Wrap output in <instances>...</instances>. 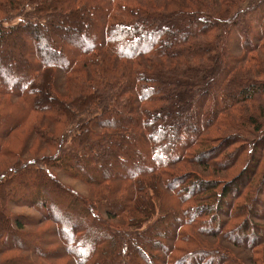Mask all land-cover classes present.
I'll return each mask as SVG.
<instances>
[{"label":"trees","instance_id":"1","mask_svg":"<svg viewBox=\"0 0 264 264\" xmlns=\"http://www.w3.org/2000/svg\"><path fill=\"white\" fill-rule=\"evenodd\" d=\"M1 157L0 264H264V0H0Z\"/></svg>","mask_w":264,"mask_h":264},{"label":"rangeland","instance_id":"2","mask_svg":"<svg viewBox=\"0 0 264 264\" xmlns=\"http://www.w3.org/2000/svg\"><path fill=\"white\" fill-rule=\"evenodd\" d=\"M245 22L248 24V22H247V20L245 19ZM246 23H244V24H239V28H240V30L244 33V35H246V37H248V34L250 33L249 32V30H247V27H246ZM249 28V27H248ZM247 30V31H246ZM5 50H7V54H8V57L9 56H16V54H15V51L14 50H12V49H7V48H5ZM8 62V61H7ZM182 66H189L188 65V62H186V61H184L183 63H182V65H181V67ZM174 68V67H173ZM39 119V115H33V120L35 121V120H38ZM227 119H230V120H234V118H232V115H231V118H227ZM229 125H231L230 124V122H229ZM58 128V127H57ZM242 127L241 126H239V125H236L234 128H231V130H230V132H232L231 133V135L232 136H234V137H240V136H242L243 135V137H244V140L245 141H247L248 140V137H247V135L246 134H244L242 131H239V130H236V129H241ZM59 130H57V131H55V132H59V133H61V129L62 128H58ZM21 141V140H20ZM15 142V143H14ZM6 141L5 142V146H7V148L8 149H13V150H15V152H17L18 153V156H15V158H14V160L12 159V158H10L11 159V162L12 161H15L18 157H20L19 155H30V156H32V154L29 152V151H24L23 153L24 154H22V151L24 150L23 149V146L19 143V142H17V141ZM236 145V144H235ZM103 148H106V147H110V144L107 142H105L103 145ZM244 146V145H243ZM198 151V150H197ZM43 155L45 154V153H42ZM41 154V155H42ZM200 154V153H199ZM199 154L197 153L196 155H197V157H198V159H202L200 156H199ZM34 156V155H33ZM4 157H1L0 158V170H2L5 166H2V162H3V164L5 163V162H8L7 160H6V158H4ZM177 170H178V172H181V174H182V172H184V171H199L201 174H203V175H205V176H208V177H210V178H213V179H216V178H222L223 180H226V179H230V178H232V176H234L235 174H233L232 172H229V170H223V171H219V172H216L215 174L213 173V170H212V168L211 167H209L208 169L206 168V169H204V167L203 166H196L195 164H193V163H182V164H180V165H178L177 166ZM205 170V171H204ZM203 171L205 172V173H203ZM187 173L188 172H186V174H185V176L187 175ZM216 176H219V177H216ZM67 182V181H66ZM71 185H76V187H77V189H79V191H80V193H84L85 195H88L89 194V192H90V189H88L83 183H80V182H78V181H72L71 183H70ZM258 185V184H257ZM263 186H264V178H263V182L261 181V187L263 188ZM259 191H263L264 192V190L263 189H261V190H259ZM258 201V200H257ZM259 202H261V204H262V207L264 208V197L262 198V196L260 195V200H259ZM10 205V204H9ZM260 206V205H259ZM12 209H13V211L14 212H16V213H18V214H23V213H28V214H34V211L33 210H31V208H28V207H23V208H18V207H15V206H12ZM264 210V209H263ZM255 211H256V213H258V209L256 208L255 209ZM44 226H46V228L44 229V232H45V235H46V237H48L49 235H47V230L49 229V231L51 230V228L53 227V223L52 222H50V221H45L44 223ZM27 228V227H26ZM36 228H38V227H36V226H31V228H28L27 230H35ZM61 237H62V233H61V231L59 232V233H57V231H56V229H54V235H53V238L52 239H54V241L56 242V241H59V240H61ZM242 240V239H241ZM18 241L19 242H21L20 241V239H18ZM22 243H26L27 245H31L32 243H34L33 241H28V240H23V242ZM61 246H62V249L64 248L63 247V245H59V247H60V249H61ZM59 247L56 249V246H55V248H54V250H53V255L54 256H59L61 253H62V250L60 251V249H59ZM222 251H224V252H226V248H225V246H223V248H222ZM236 251L238 252V250L236 249ZM18 252H16L15 254H17ZM19 253H22V252H19ZM28 254V259L30 260V261H34L35 260V257L32 255L31 256V253H27ZM244 254H245V252H239V255H241V256H244ZM246 256H247V254H245ZM0 259H1V257H0ZM59 261L58 262H60L61 264L63 263V262H67L68 261V259H64V260H60V259H58ZM55 261H57V259H55Z\"/></svg>","mask_w":264,"mask_h":264}]
</instances>
